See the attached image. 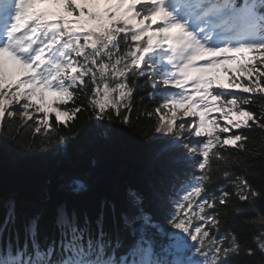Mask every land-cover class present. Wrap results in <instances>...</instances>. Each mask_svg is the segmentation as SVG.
<instances>
[{
  "label": "snow or ice",
  "instance_id": "6c2138e0",
  "mask_svg": "<svg viewBox=\"0 0 264 264\" xmlns=\"http://www.w3.org/2000/svg\"><path fill=\"white\" fill-rule=\"evenodd\" d=\"M221 67L228 84L214 74ZM137 88L161 97L136 119L157 117L154 132L169 138L161 150L180 169L174 198L161 203L163 224L144 211L146 194L129 188L119 205L100 201L94 216L53 203L43 240L48 210L36 211L24 218L21 241L10 200L0 264H264V212L249 216L245 207L264 202V155L257 168L241 131L264 132V104L244 107L264 100V0H0V132L33 121L48 136L53 114L68 127L83 112L134 127ZM213 175L224 184L209 189ZM70 190L88 189L74 180ZM242 217L257 229L250 244L234 227ZM170 249L198 258H156Z\"/></svg>",
  "mask_w": 264,
  "mask_h": 264
},
{
  "label": "trees",
  "instance_id": "16d2710c",
  "mask_svg": "<svg viewBox=\"0 0 264 264\" xmlns=\"http://www.w3.org/2000/svg\"><path fill=\"white\" fill-rule=\"evenodd\" d=\"M140 84L143 85V78ZM149 91L151 89L137 88L132 113L134 127L125 126L115 119L96 120L90 118L88 112L77 114L75 120L67 122L68 127L56 125L53 114L51 122L57 130L48 136L42 135L44 128H41V134L35 133L31 127L33 121H27L23 126L19 122L7 123V131L0 132V163L17 169L40 170L47 173L49 179L45 193L38 202H24L16 196L0 200V225H3L6 218L7 202L15 200L20 217L17 227L21 229L20 239L23 241L24 218L47 209L40 231V239L43 240L45 236H51L50 208L53 203L66 202L70 207L94 216L100 201L113 200L119 205L129 188L140 189L146 194L144 211L163 224L161 203L165 196L169 202L174 198L172 192L176 190V183L171 177L180 169L170 163V154L161 150L169 138L154 132L157 117L141 116L139 120L136 119L137 113L145 109L152 111L157 107L160 98L149 97ZM261 104H264V100L258 97L252 105L244 107L259 112ZM37 116L42 118L43 114L34 116V119ZM241 131L250 137L247 142L249 156L257 159L256 167L259 168L258 158L264 155V132L255 127ZM60 135L66 139L59 140ZM74 180L84 183L87 192L76 194L70 190ZM213 180L215 183L209 184V189H214L216 184H224L223 179H217L216 175H213ZM153 193L157 194L160 202L153 197ZM245 207L249 209V216L264 212V202L261 201H257L255 206ZM245 220L239 218L234 227L242 234L241 242L250 244L252 234L257 229H250ZM195 223L199 221L194 219ZM7 237L5 233V239ZM190 255L198 258L195 252ZM156 258L165 260L161 255Z\"/></svg>",
  "mask_w": 264,
  "mask_h": 264
},
{
  "label": "water",
  "instance_id": "95a60500",
  "mask_svg": "<svg viewBox=\"0 0 264 264\" xmlns=\"http://www.w3.org/2000/svg\"><path fill=\"white\" fill-rule=\"evenodd\" d=\"M49 175L36 169H17L0 163V200L18 197L24 202H38L44 195Z\"/></svg>",
  "mask_w": 264,
  "mask_h": 264
},
{
  "label": "rangeland",
  "instance_id": "374dc122",
  "mask_svg": "<svg viewBox=\"0 0 264 264\" xmlns=\"http://www.w3.org/2000/svg\"><path fill=\"white\" fill-rule=\"evenodd\" d=\"M231 91H234V92H237V93L241 92L239 88H233ZM47 97H48L49 100H52V99L50 98V96H47ZM37 115H39V114H37ZM180 255H181V256H184L183 254H180ZM177 260H180V259L177 258ZM177 260H176V261H177Z\"/></svg>",
  "mask_w": 264,
  "mask_h": 264
}]
</instances>
